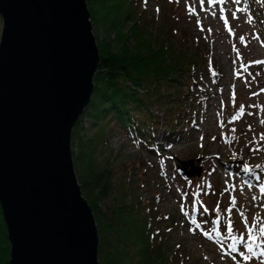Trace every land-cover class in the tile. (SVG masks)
<instances>
[{
    "label": "rangeland",
    "instance_id": "rangeland-1",
    "mask_svg": "<svg viewBox=\"0 0 264 264\" xmlns=\"http://www.w3.org/2000/svg\"><path fill=\"white\" fill-rule=\"evenodd\" d=\"M158 8L163 19H157ZM145 13L147 35L177 29L179 24L175 26L170 20L178 16L186 35V51L198 58L187 80L196 84L190 92L191 130L182 141L163 145L158 156L150 160L140 144L111 125L105 156L111 154L116 161L112 185L119 187L125 179L126 188L135 189L137 196L153 204L151 208L159 213L156 228L161 241L157 243L166 254L156 264H235L240 252L245 263L262 264L247 254L249 246L252 250L264 248V236L259 231L264 226V63H258L264 61V41L254 13L247 0H149ZM1 23L2 20L0 34ZM90 24L97 45L104 39L102 27L96 22ZM131 26L127 22L119 31L132 47ZM113 39L111 33L106 43ZM176 40L173 39L175 43ZM201 50L207 54L208 66L201 58ZM163 106L160 101L152 102L151 112L156 114ZM158 117L162 119L161 114ZM88 124L87 118L82 120L83 128ZM144 159L151 163H141ZM186 160L193 161L195 168L202 171L198 178L184 183L175 175L174 166ZM160 175L164 177L159 179ZM117 187L113 188L115 192ZM196 194L202 202L188 206ZM194 213L205 233L213 232L218 220L222 221L225 244L232 246L231 250L235 247L229 260L200 236L199 229L193 235L186 230L184 215L191 217ZM164 216L168 218L162 219Z\"/></svg>",
    "mask_w": 264,
    "mask_h": 264
},
{
    "label": "water",
    "instance_id": "water-1",
    "mask_svg": "<svg viewBox=\"0 0 264 264\" xmlns=\"http://www.w3.org/2000/svg\"><path fill=\"white\" fill-rule=\"evenodd\" d=\"M87 9L85 0H0V213L9 264H99L96 216L80 193L70 142L98 68ZM175 169L184 178L201 171L187 160Z\"/></svg>",
    "mask_w": 264,
    "mask_h": 264
},
{
    "label": "trees",
    "instance_id": "trees-1",
    "mask_svg": "<svg viewBox=\"0 0 264 264\" xmlns=\"http://www.w3.org/2000/svg\"><path fill=\"white\" fill-rule=\"evenodd\" d=\"M85 2L90 22L102 27L104 39L96 45L99 60L93 76L91 101L72 128L70 142L80 193L96 216L98 263L156 264V261H163L166 254L164 249L158 248L161 241L156 228L160 221L159 213L153 211V204L137 196L135 189L126 188L128 183L125 179L119 187L115 183L112 185L116 161L111 159V154L105 156L109 144L107 135L114 125L128 139L138 140L150 160L161 152L163 144L185 139V134L191 130L190 92L196 86L187 80L198 58L189 56L186 51V35L181 30L183 22L178 16L170 20L175 22V26L179 24L172 30L174 34L167 28L158 35H147L149 24L145 20V8H142L144 0ZM247 2L264 41V0ZM158 10L157 19H163L161 8ZM127 22L132 25L129 28L134 37L135 46L132 47L119 31ZM111 33L114 39L108 42L110 48L106 42L110 40ZM176 38L175 43L173 39ZM200 54L208 66L207 54L203 50ZM175 86L180 87V91L173 89ZM155 101H160L165 107L153 114L151 104ZM85 118L89 124L83 128L82 120ZM158 133L162 142L155 137ZM141 163L151 162L144 159ZM113 186L118 188L116 192ZM3 223L0 213V264H9V243Z\"/></svg>",
    "mask_w": 264,
    "mask_h": 264
},
{
    "label": "snow or ice",
    "instance_id": "snow-or-ice-1",
    "mask_svg": "<svg viewBox=\"0 0 264 264\" xmlns=\"http://www.w3.org/2000/svg\"><path fill=\"white\" fill-rule=\"evenodd\" d=\"M229 30H230V29H229ZM258 63H264V61H261V62H258ZM242 111H243V109H241V112H242ZM232 203L235 204V200H233ZM244 219H245V224L247 225V223H248L247 218L245 217ZM230 227H231V225H229V228H230ZM254 227H255V225H253V228H254ZM259 231H260V234H261L262 236H264V226H261L260 229H259ZM249 234L252 235V231H251V230L249 231ZM248 250H249L250 252L252 251L251 246H249ZM232 251H233V252L235 251V247H233ZM261 255L264 256V253H261Z\"/></svg>",
    "mask_w": 264,
    "mask_h": 264
},
{
    "label": "bare ground",
    "instance_id": "bare-ground-1",
    "mask_svg": "<svg viewBox=\"0 0 264 264\" xmlns=\"http://www.w3.org/2000/svg\"><path fill=\"white\" fill-rule=\"evenodd\" d=\"M253 64V63H252ZM248 66V65H247ZM254 69V68H253ZM256 69V68H255ZM251 71V70H250ZM257 72V71H256ZM257 75V74H256ZM256 185V184H255ZM255 196V195H254ZM247 197H249L248 195H247ZM259 197V196H258ZM252 199V198H251ZM252 201V200H251ZM258 201V200H257ZM253 207V206H252ZM255 210V209H254ZM243 215V214H242Z\"/></svg>",
    "mask_w": 264,
    "mask_h": 264
}]
</instances>
